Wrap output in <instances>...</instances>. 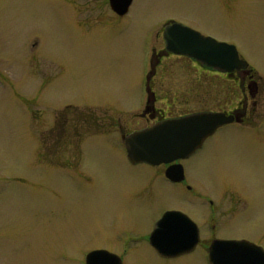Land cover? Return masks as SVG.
<instances>
[{"label":"rangeland","instance_id":"374dc122","mask_svg":"<svg viewBox=\"0 0 264 264\" xmlns=\"http://www.w3.org/2000/svg\"><path fill=\"white\" fill-rule=\"evenodd\" d=\"M100 4L0 0V264H83L94 247L119 254L123 264H203L202 248L159 258L146 236L169 208L196 219L207 239L204 196L221 205L224 190L238 195L231 208L241 210L218 236L258 240L264 0H133L123 16ZM168 20L233 44L259 85L251 124L219 128L183 161L190 191L130 164L118 130L149 123L138 115L143 76L152 52L164 50ZM154 71L155 105L168 117L229 111L241 100L236 81L186 57L163 55Z\"/></svg>","mask_w":264,"mask_h":264},{"label":"water","instance_id":"95a60500","mask_svg":"<svg viewBox=\"0 0 264 264\" xmlns=\"http://www.w3.org/2000/svg\"><path fill=\"white\" fill-rule=\"evenodd\" d=\"M108 2L113 12L123 15L132 0ZM162 38L166 52L189 57L207 68L230 73L248 67L233 44L202 35L181 23H166ZM239 116L237 112L203 111L157 121L123 136L126 157L131 163L145 162L150 165L185 158L218 127L238 120ZM165 176L172 181L181 180V165L177 163L167 167ZM197 239L194 222L186 214L173 210L163 213L148 238L151 246L163 257L192 250ZM208 260L212 264H264V252L249 246L244 240H215L210 244ZM85 264H121V260L106 250H93L86 254Z\"/></svg>","mask_w":264,"mask_h":264},{"label":"flooded vegetation","instance_id":"af4514ba","mask_svg":"<svg viewBox=\"0 0 264 264\" xmlns=\"http://www.w3.org/2000/svg\"><path fill=\"white\" fill-rule=\"evenodd\" d=\"M99 6H100L99 8H100V10L102 12L106 13V9L110 10L109 4H108V0H105V4L104 5L100 4ZM111 13H113V12L111 11ZM152 54H153L152 56H153L154 60L155 61H159L160 58L163 56L162 55L163 51L162 50H160L158 52L153 51ZM203 69L204 70H208V71H212V72H216V73H219V74H224L227 77H229V78H231V79H233L234 81L237 82V85H238L239 91H240V95H241V100L239 99L238 102H237V105L235 107H233L231 110H229L228 112L234 111V112L239 113L240 116H239L238 120H234V122H232L230 124L235 125L236 127H237V125H241V124L242 125L251 124V118H252L251 115H252V113L255 110V107H256V104H257V97H258V94H259V85L257 83V80H256L257 78H256V75L254 74V72L249 71V70H236V71H233L231 73H227L226 74V73H220L219 71L210 70V69H206V68H203ZM147 72L148 71H146L144 76H143L144 86H147L146 87L147 88V93H146V97H145V99L143 100V103H142L143 104L142 110L138 113V115L140 117L144 118L146 121L149 122L144 127L151 125L155 121H158V120H161V119H164V118L168 117V116H166L164 114H161V112L158 110V108L155 105V103H156L155 93L151 89L152 88L151 87L152 86L151 85L152 78L154 76V72L155 71L154 70L150 71L149 75L146 76ZM146 80H147V82H146ZM178 115H182V114H177V115H174V116H178ZM227 125H229V124H227ZM223 126H226V125H223ZM223 126H221V127H223ZM141 128H143V127H141ZM141 128H138V129H141ZM118 130H119V135H120V137L122 139V137L124 135H126L127 133H129L131 131L137 130V129L125 132L121 128V126L118 124ZM204 144H205V141H204L202 147L204 146ZM195 152L193 154H195ZM193 154H191L190 156H188L185 159L176 161V162H179L182 165V179L180 181H176V182L170 181L164 175V171H165L166 167L169 164H160V165H154V166L153 165H148L146 163H138V164H143V166L147 167L146 177L149 174L150 169H156L157 170L156 172L159 175L162 176L161 179H163L164 181H166V182H168L170 184H173V185H178V186H182L183 185L184 188L187 191H190L192 189V185H190V183H188V181H187L189 178L187 177L186 170H185V167L183 165V161L189 159ZM204 197H205L204 199L206 201V208H205L206 212L203 215H205V226H206V231H207V233L209 235L208 238L207 239H202L201 238V227H200V224L197 221H195L196 219L193 220L191 217H189V215L187 213H185V212H183V211H181L179 209H169V208H167V209L163 210V212L158 216V218L164 212L170 211V210L181 211V212L185 213L196 224L198 239H197V242H196V245L194 246V248L192 250L188 251V252H185V253H182V254H179V255H176V256H171V257L160 256L152 248V246L150 245V243L148 241L149 233L152 230L154 222L158 219L157 218L151 225V230L149 231V233L146 236V241L148 243V246L154 251V253L159 258H162V259H177V258L184 257L186 255L192 254L193 252H196V250L198 248H202L201 251H203V256L202 257L200 256L201 259L203 258L202 262H203V264H209V262H208L209 247H210V244L213 241H215V240H235V241L244 240V241L249 243V246L257 247V248L261 249L264 252V243H263L264 231L263 230L260 231V233H259L260 234V238H258V240H253L248 233H245L248 236H240V237H227V236H222L221 237V236H218V234L220 232H222V230H223L222 228L226 227L229 224L228 222H229L230 216L235 215V217H236L237 213L239 214V211L241 210L240 208H237L235 210V207H234V211H233L232 208H231V206H234L235 202H237V200H238V195L235 192L224 190L221 193L220 198L218 197L220 199V201H221V205L217 204L216 201H214L211 198H206V197H208L206 195ZM233 200H234V202H232ZM244 200H245V203L247 205L246 199H244ZM223 201H226V203L229 204L228 205L229 206V210H231V212L228 213L225 216L221 212L222 211L221 210V206H223ZM219 209H220V212H218ZM222 209H224V208H222ZM244 224H246V223L244 222ZM100 249H104V250H107L109 252H112V251H110L108 249H105L103 247H94L91 250H100ZM91 250H89V251H91ZM112 253H114V252H112ZM114 254H116V255H118L120 257L121 264H123L122 256H120L117 253H114Z\"/></svg>","mask_w":264,"mask_h":264}]
</instances>
